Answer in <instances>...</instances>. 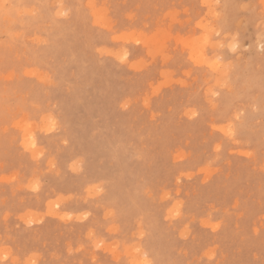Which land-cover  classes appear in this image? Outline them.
Masks as SVG:
<instances>
[{
	"label": "rangeland",
	"instance_id": "obj_1",
	"mask_svg": "<svg viewBox=\"0 0 264 264\" xmlns=\"http://www.w3.org/2000/svg\"><path fill=\"white\" fill-rule=\"evenodd\" d=\"M0 3V264H264V0Z\"/></svg>",
	"mask_w": 264,
	"mask_h": 264
},
{
	"label": "bare ground",
	"instance_id": "obj_2",
	"mask_svg": "<svg viewBox=\"0 0 264 264\" xmlns=\"http://www.w3.org/2000/svg\"><path fill=\"white\" fill-rule=\"evenodd\" d=\"M178 27V26H177ZM190 54V53H189ZM130 56V55H129ZM233 56V55H232ZM244 65V64H243ZM262 91V90H261ZM32 134H33V132H32ZM32 138V137H31ZM41 156V155H40ZM38 158V157H37ZM79 168V167H78ZM80 169V168H79ZM79 170L77 169V172H78ZM34 184H36V183H34ZM95 187V186H94ZM96 190V189H95ZM93 191V190H92ZM88 192V191H87ZM91 192V191H90ZM94 192V191H93ZM93 194V193H92ZM55 201V200H54ZM53 201V202H54ZM58 202V201H57ZM55 203V202H54ZM54 203H53V208H56V205L54 206ZM53 210V209H52ZM55 210V209H54ZM56 211V210H55ZM65 213V212H64ZM70 216V215H69ZM33 217H35V216H33ZM36 218V217H35ZM66 218V217H65ZM67 219V218H66ZM241 219V218H240ZM38 220V219H37ZM33 221V220H32ZM29 222V221H28ZM251 223V222H250ZM250 226V225H249ZM97 235V234H96ZM81 237V236H80ZM122 241V240H121ZM100 243V242H99ZM157 243V242H156ZM140 250V249H139ZM115 252V251H114ZM175 252V251H174ZM144 253V252H143ZM147 253V252H146ZM249 254V253H248ZM109 256V255H108ZM33 258V257H32ZM34 259V258H33ZM146 259V258H145ZM167 259V258H166ZM175 262V261H174ZM12 263H14V262H12ZM202 263V262H201ZM36 264V263H35ZM151 264H153V263H151ZM175 264V263H174Z\"/></svg>",
	"mask_w": 264,
	"mask_h": 264
},
{
	"label": "snow or ice",
	"instance_id": "obj_3",
	"mask_svg": "<svg viewBox=\"0 0 264 264\" xmlns=\"http://www.w3.org/2000/svg\"><path fill=\"white\" fill-rule=\"evenodd\" d=\"M3 7H5V5L3 4V3H0V8H3ZM33 264H35V262L33 261ZM145 264H148V262L147 261H145Z\"/></svg>",
	"mask_w": 264,
	"mask_h": 264
}]
</instances>
